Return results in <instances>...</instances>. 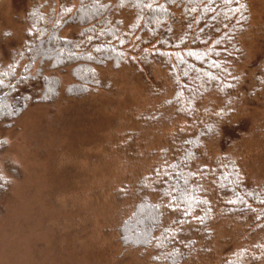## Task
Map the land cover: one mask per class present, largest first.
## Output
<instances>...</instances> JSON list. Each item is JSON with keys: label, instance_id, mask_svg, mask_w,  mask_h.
<instances>
[{"label": "trees", "instance_id": "trees-1", "mask_svg": "<svg viewBox=\"0 0 264 264\" xmlns=\"http://www.w3.org/2000/svg\"><path fill=\"white\" fill-rule=\"evenodd\" d=\"M249 10L247 0H30L21 48L0 66V124H12L31 103H54L62 88L74 99L96 92L105 67L134 69L151 91L169 97L188 131L166 139L137 181L119 244L147 252L149 264H243L220 252L216 232L225 219L251 234L264 231V184H250L231 158L205 157L226 123L215 104L203 106L208 98L226 101L225 108L237 101Z\"/></svg>", "mask_w": 264, "mask_h": 264}, {"label": "rangeland", "instance_id": "rangeland-1", "mask_svg": "<svg viewBox=\"0 0 264 264\" xmlns=\"http://www.w3.org/2000/svg\"><path fill=\"white\" fill-rule=\"evenodd\" d=\"M41 5L44 0H37ZM250 21L240 37L237 101L206 100L226 126L208 141L209 160L231 158L253 185L264 184V0H247ZM30 0H0V66L24 40ZM162 75H155L158 82ZM101 88L78 99L64 89L52 104L35 102L0 124V264H149L146 252L123 249L117 230L134 208L139 178L188 125L166 95L151 91L134 69L100 71ZM70 79L64 77L65 86ZM163 88V87H162ZM223 107V110H222ZM212 108V107H211ZM223 115V116H222ZM209 117L211 115H208ZM215 114L211 120L218 121ZM182 133V132H181ZM223 220L220 252L264 264V231ZM217 246V247H218ZM229 248L231 249L229 251Z\"/></svg>", "mask_w": 264, "mask_h": 264}, {"label": "snow or ice", "instance_id": "snow-or-ice-1", "mask_svg": "<svg viewBox=\"0 0 264 264\" xmlns=\"http://www.w3.org/2000/svg\"><path fill=\"white\" fill-rule=\"evenodd\" d=\"M212 2L215 3V0H212ZM223 2L224 3H231L232 0H223ZM237 2H238V0H237ZM121 6H123V5H121ZM147 7H150L151 8V5H147Z\"/></svg>", "mask_w": 264, "mask_h": 264}]
</instances>
